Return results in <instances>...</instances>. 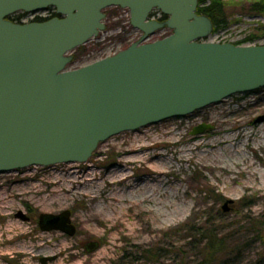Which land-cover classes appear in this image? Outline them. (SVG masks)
<instances>
[{
	"label": "rangeland",
	"instance_id": "1",
	"mask_svg": "<svg viewBox=\"0 0 264 264\" xmlns=\"http://www.w3.org/2000/svg\"><path fill=\"white\" fill-rule=\"evenodd\" d=\"M217 1L226 6L227 25L211 33L208 42L239 45L244 39L254 37L253 43L240 45L264 46V16L246 10L264 0ZM103 14L104 30L68 54L72 58L70 70L112 56L140 40L142 34L131 26L127 10L108 7ZM48 16V12L16 15L22 23ZM170 34L171 30L164 28L144 42H154ZM263 115L264 89L233 95L184 118L113 136L100 143L84 164L35 166L0 174V264H150L143 259L142 249L168 239L179 240L190 226L199 224L208 215L216 225L225 227L236 222L240 213L264 221V150L261 148L264 139H259L264 133V122L254 123ZM201 124L212 128L190 136L192 129ZM224 139L231 142L213 149L205 147ZM133 150L136 151L129 153ZM181 158L190 160L180 163ZM122 165L121 170L132 176L126 183L136 186L133 193L114 187L105 196L113 198L117 194L116 199L104 201L101 194L110 188L102 182L93 202L83 197L88 191L94 192L86 184L76 185L62 205L46 207L40 201L55 190L51 182L69 180L67 176L72 172L99 174L105 180L112 179L106 173L109 167ZM162 165L171 172L162 184L169 183L159 191L145 189L149 176H158L150 168L166 169ZM38 185L43 190L40 196L34 193ZM120 188L122 192L118 194ZM227 200L232 204L224 212L222 206ZM63 211L70 213L72 236L40 230V215H59ZM95 211L98 215L90 224L97 228L87 230L83 220ZM220 218H225V222L221 224ZM36 238L42 240L36 243ZM35 244L43 248L33 258L30 251ZM91 244L96 246L89 251ZM59 251L63 252L62 256L57 255ZM72 255L77 257L67 259ZM240 264H264V250L259 242L245 252Z\"/></svg>",
	"mask_w": 264,
	"mask_h": 264
},
{
	"label": "water",
	"instance_id": "2",
	"mask_svg": "<svg viewBox=\"0 0 264 264\" xmlns=\"http://www.w3.org/2000/svg\"><path fill=\"white\" fill-rule=\"evenodd\" d=\"M197 5L198 0H0V174L85 163L100 143L120 133L263 88L264 46L207 42L213 25L197 14ZM108 7L129 10L140 40L70 70L68 54L104 30ZM48 8L58 17L8 20ZM154 9L166 19L148 21ZM164 28L169 36L144 42ZM261 122L264 115L254 120ZM211 128L198 125L190 136ZM229 204L223 203L224 212ZM39 228L74 234L69 211L40 215Z\"/></svg>",
	"mask_w": 264,
	"mask_h": 264
},
{
	"label": "trees",
	"instance_id": "3",
	"mask_svg": "<svg viewBox=\"0 0 264 264\" xmlns=\"http://www.w3.org/2000/svg\"><path fill=\"white\" fill-rule=\"evenodd\" d=\"M246 10L249 14L264 16V3H253ZM197 13L210 19L213 25L212 34L227 25L226 6L220 1L198 0ZM54 16L55 14L51 13L47 18L36 17L32 21L43 22ZM11 18L10 21L19 22L18 17ZM165 19L163 16L162 20ZM253 41L254 37H248L238 44H251ZM239 216L236 222L225 227L216 225L208 215L203 221H199V224L190 226L179 240L168 239V242L153 243L142 249L141 255L150 264H240L245 252L256 242H259L264 250V221L249 213H240ZM219 220L221 224L225 222V218Z\"/></svg>",
	"mask_w": 264,
	"mask_h": 264
},
{
	"label": "bare ground",
	"instance_id": "4",
	"mask_svg": "<svg viewBox=\"0 0 264 264\" xmlns=\"http://www.w3.org/2000/svg\"><path fill=\"white\" fill-rule=\"evenodd\" d=\"M192 137H195V136H192ZM250 137H252V136H250ZM259 139H264V133H262L259 136ZM230 142H231V140L224 139V140H221V141L219 140L218 144L205 146V147H207V148L211 147L213 149V148L218 147V146L226 145V144H228ZM198 147H201V145L199 144ZM261 148L264 150V146L263 145L261 146ZM135 151L133 150V151H130L129 153H133ZM138 152H140V150ZM189 160H184L183 158H181L179 161H180V163H182L184 161H189ZM63 164L71 166V165H80V164H84V163H63ZM57 165H62V164H57ZM57 165H52V166H57ZM165 166L166 165H162L163 168H166V169H163V170H161L162 168L159 169V167L150 168V170L153 172V174L156 173L158 176H156V177L149 176L148 184L144 185L145 189L159 191V190H161L163 188L164 185H167L169 183V181H167V184H162L163 183V178H168V175L171 173L169 171L170 168L167 169V167H165ZM251 166H253V165H251ZM48 167H51V166H48ZM123 168H124L123 165L120 166V168L115 167V166L109 167L107 169L106 173H109L112 179H105V180H103V178L100 177L99 174L88 173L86 175H78L77 173L75 174V173L72 172V173H70L67 176L69 178V180L65 179L66 181H63L62 179H58L57 181L55 180L54 182H51V185L55 187V190H52L50 192V194L48 196H46L45 198H41L40 201L42 202V205H45L46 207H49V206H52V205H55V204L62 205V204H64L66 196L68 197V196H70L73 193V191L76 188L75 187L76 185L82 187L83 185L86 184L94 192L88 191L87 193L84 194L83 197L85 199H87L88 201L93 202V201H96V199H97L96 196H95V192H99L101 190L100 189V184L102 182L107 184L109 186V188H110V190L104 191L101 194L100 198H102L104 201H105V199H109L110 201L113 200V199H116L117 194L113 198L108 197V195L105 196L109 191H111L112 188L114 189V187H116V188L122 187L125 193L126 192L133 193L136 190L135 189L136 186L133 185V184H127L126 183L128 180H130V178H132V176L127 173V170H121ZM123 185L126 188H124ZM117 190H118L117 191L118 194H120L122 192L121 188L117 189ZM42 192H43V190L41 189L40 185L34 187V193L37 196H40L42 194ZM103 195L105 197H103ZM148 199L149 198H146V200H148ZM117 201L118 202H122V203L125 202V200L123 201V200H120V199H118ZM96 208L99 209V206H97ZM103 211L104 210H102L101 213H103ZM97 215H98V212L95 211V214H91V215H89V216L84 218L83 223L88 225L87 226V228H88L87 230H92V231L96 230L97 227L92 228L90 223H92L94 221V219H95V217ZM120 218L121 217H119L118 219H120ZM40 240H42V239L41 238H36L35 242L38 243ZM46 243H48V241H46ZM42 248H43V246L40 245V244L33 245L32 249L30 251L31 256L33 258H36L38 256V254L41 252ZM57 255L58 256H62L63 252L59 251L57 253ZM75 256L77 257V255L68 256L67 259L74 258ZM57 264H65V263L61 262V263H57Z\"/></svg>",
	"mask_w": 264,
	"mask_h": 264
},
{
	"label": "built area",
	"instance_id": "5",
	"mask_svg": "<svg viewBox=\"0 0 264 264\" xmlns=\"http://www.w3.org/2000/svg\"><path fill=\"white\" fill-rule=\"evenodd\" d=\"M160 16H161V15H160L159 13H157L156 15H152L151 19H152V20H156V19H159Z\"/></svg>",
	"mask_w": 264,
	"mask_h": 264
}]
</instances>
